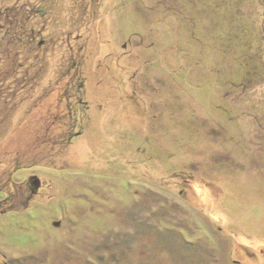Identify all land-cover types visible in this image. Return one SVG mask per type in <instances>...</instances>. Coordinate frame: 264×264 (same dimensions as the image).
I'll return each mask as SVG.
<instances>
[{
  "label": "rangeland",
  "instance_id": "rangeland-1",
  "mask_svg": "<svg viewBox=\"0 0 264 264\" xmlns=\"http://www.w3.org/2000/svg\"><path fill=\"white\" fill-rule=\"evenodd\" d=\"M0 264H264V0H0Z\"/></svg>",
  "mask_w": 264,
  "mask_h": 264
}]
</instances>
